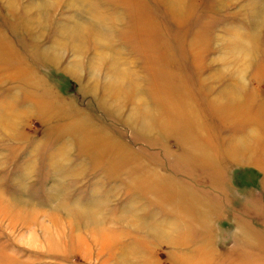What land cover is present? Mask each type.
Instances as JSON below:
<instances>
[{
	"label": "rangeland",
	"instance_id": "374dc122",
	"mask_svg": "<svg viewBox=\"0 0 264 264\" xmlns=\"http://www.w3.org/2000/svg\"><path fill=\"white\" fill-rule=\"evenodd\" d=\"M0 264H264V0H0Z\"/></svg>",
	"mask_w": 264,
	"mask_h": 264
},
{
	"label": "bare ground",
	"instance_id": "6f19581e",
	"mask_svg": "<svg viewBox=\"0 0 264 264\" xmlns=\"http://www.w3.org/2000/svg\"><path fill=\"white\" fill-rule=\"evenodd\" d=\"M222 95V94H221ZM222 97L224 98L225 97V95H222Z\"/></svg>",
	"mask_w": 264,
	"mask_h": 264
}]
</instances>
